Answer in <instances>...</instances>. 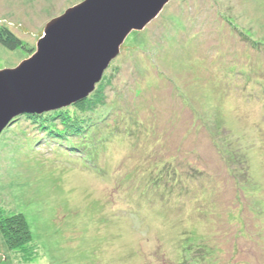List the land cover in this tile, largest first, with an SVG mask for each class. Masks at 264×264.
<instances>
[{
	"label": "rangeland",
	"instance_id": "obj_1",
	"mask_svg": "<svg viewBox=\"0 0 264 264\" xmlns=\"http://www.w3.org/2000/svg\"><path fill=\"white\" fill-rule=\"evenodd\" d=\"M82 1L0 0L22 45L0 44V70ZM18 213L31 239L12 248L1 228ZM0 264H264V0H170L83 107L14 118Z\"/></svg>",
	"mask_w": 264,
	"mask_h": 264
},
{
	"label": "water",
	"instance_id": "obj_2",
	"mask_svg": "<svg viewBox=\"0 0 264 264\" xmlns=\"http://www.w3.org/2000/svg\"><path fill=\"white\" fill-rule=\"evenodd\" d=\"M169 1L84 0L50 20L30 56L0 70V134L20 115L85 100L127 36L142 30Z\"/></svg>",
	"mask_w": 264,
	"mask_h": 264
},
{
	"label": "trees",
	"instance_id": "obj_3",
	"mask_svg": "<svg viewBox=\"0 0 264 264\" xmlns=\"http://www.w3.org/2000/svg\"><path fill=\"white\" fill-rule=\"evenodd\" d=\"M0 44L4 48H6V49H8L10 51H14L17 48L22 46L20 39H18L10 31L4 30V29L0 31ZM95 90H96V88H95ZM88 97L86 99H88ZM85 100L77 102L75 105L77 107H83L84 103H85ZM60 110H62V109H60ZM60 110H57V111H60ZM53 112H55V111H53ZM111 114H113V113H111ZM108 116H111V115H108ZM66 130L71 135H75L76 134L75 137H73V139L78 140V143L81 144V143L86 142L85 138H84V141H81V139H83V137H84V136L82 137V135L87 130V127H86L84 122L79 123V121H75V122H73L71 124H68L67 127H66ZM1 231L9 233L8 239L12 243L10 245V247H12V248L17 247L18 244L16 245V243H18V242H19V245H21V244H25V243L29 242V240L31 239V233L29 231V227H28L27 221H26L25 217L22 214H19V213H18V215H15V216L12 217V220L10 221V225H8V224H6V226L3 225L2 228H1ZM15 238H16L17 241H15Z\"/></svg>",
	"mask_w": 264,
	"mask_h": 264
},
{
	"label": "bare ground",
	"instance_id": "obj_4",
	"mask_svg": "<svg viewBox=\"0 0 264 264\" xmlns=\"http://www.w3.org/2000/svg\"><path fill=\"white\" fill-rule=\"evenodd\" d=\"M95 88H96V86H95ZM24 115H27V114H24ZM30 115H33V114H30Z\"/></svg>",
	"mask_w": 264,
	"mask_h": 264
}]
</instances>
